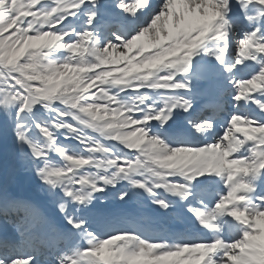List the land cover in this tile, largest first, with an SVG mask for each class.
<instances>
[{
    "label": "snow or ice",
    "instance_id": "obj_1",
    "mask_svg": "<svg viewBox=\"0 0 264 264\" xmlns=\"http://www.w3.org/2000/svg\"><path fill=\"white\" fill-rule=\"evenodd\" d=\"M10 133L0 264H264V0H0ZM22 170L64 223L13 191ZM113 190L162 213L128 220Z\"/></svg>",
    "mask_w": 264,
    "mask_h": 264
},
{
    "label": "bare ground",
    "instance_id": "obj_2",
    "mask_svg": "<svg viewBox=\"0 0 264 264\" xmlns=\"http://www.w3.org/2000/svg\"><path fill=\"white\" fill-rule=\"evenodd\" d=\"M155 99L157 100V103L163 102L162 98H160V97H156ZM214 102H215V99L211 100V103H214ZM181 120H182V118H181ZM129 151H131V150H129ZM20 176H21V179L16 181L17 183L19 182L20 185L24 183L25 179L26 180L28 178L30 179L29 183L30 182L31 183L28 185L26 191H28L30 186L35 184L37 182V179H39L38 177L35 176L34 172H32V174H30V173L21 174ZM123 186L124 185L122 184L121 187H123ZM25 188H26V186H24V189ZM13 191H15L19 195L22 192V189L17 188V189H13ZM58 195H59V193H58ZM111 196H114L115 198H114V201L112 202V205L109 208L112 210L119 211L128 220H143L146 217L147 218L156 217V216H159L160 213H162V210H158L157 207L151 203V201L147 198L146 194H141L140 196H135L127 202L119 201L118 197H116V195H115V190H113V192L111 193ZM143 199L146 200V203L144 205L141 203V200H143ZM100 203L106 204V205L108 204L107 201L106 202L105 201L100 202ZM118 203L121 205L120 209L116 208V204H118ZM48 204H49V202H48ZM48 206H44V210L46 212L49 211V212H47L48 214L54 213L55 219L58 222H61V220H63V217H62V214L59 212V210L56 208L57 207L56 204H55L56 207L54 206V209L49 208ZM11 217L14 218V216H11Z\"/></svg>",
    "mask_w": 264,
    "mask_h": 264
},
{
    "label": "rangeland",
    "instance_id": "obj_3",
    "mask_svg": "<svg viewBox=\"0 0 264 264\" xmlns=\"http://www.w3.org/2000/svg\"><path fill=\"white\" fill-rule=\"evenodd\" d=\"M63 139L64 138L61 137V140H63ZM14 140H15V137L11 133L9 134V137H8L7 141H5L3 138H0V153H1L0 156H2V154L5 152L4 150L9 151L10 153L11 152H14L16 150V144H15V141ZM65 142H68V141H65ZM70 143H72L74 145H78V142L77 141H74V140L73 141H70ZM53 156L55 157V160L56 161L62 163V158H60L57 154H55ZM82 167L86 168L88 166L85 165V166H82ZM27 173H30L31 174L32 172H29L27 170H22L20 172V175L21 174H27ZM26 181H28V179ZM40 182H42V181H40V179H38L35 184L31 185L30 188H29L28 194L31 193L30 195L33 194L32 196H34V197L42 198V204L43 205L46 204V206L49 205V206H53L54 207L55 204H56V206H57V201L46 191V187L43 184H41V186H40ZM13 185H15V186H13ZM13 185H12V188H15L16 186L18 187L20 185V183L15 182ZM21 187H24V184H21L20 185V188ZM59 195H62V193H59ZM112 198L114 199L115 197L112 196ZM47 201L49 202V204H48ZM101 202H104V201H101ZM107 202H108L107 206L110 207L112 205L113 200H109ZM56 208L58 209V207H56Z\"/></svg>",
    "mask_w": 264,
    "mask_h": 264
}]
</instances>
